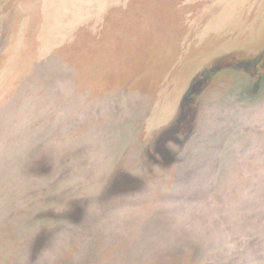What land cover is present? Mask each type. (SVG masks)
<instances>
[{
    "label": "rangeland",
    "instance_id": "rangeland-1",
    "mask_svg": "<svg viewBox=\"0 0 264 264\" xmlns=\"http://www.w3.org/2000/svg\"><path fill=\"white\" fill-rule=\"evenodd\" d=\"M0 264H264V0H0Z\"/></svg>",
    "mask_w": 264,
    "mask_h": 264
}]
</instances>
